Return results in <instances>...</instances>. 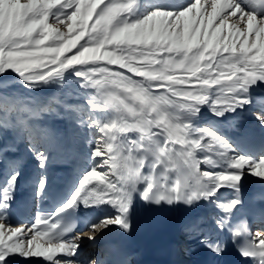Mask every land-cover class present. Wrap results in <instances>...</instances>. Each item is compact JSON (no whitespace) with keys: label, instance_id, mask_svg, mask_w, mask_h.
Returning a JSON list of instances; mask_svg holds the SVG:
<instances>
[{"label":"snow or ice","instance_id":"6c2138e0","mask_svg":"<svg viewBox=\"0 0 264 264\" xmlns=\"http://www.w3.org/2000/svg\"><path fill=\"white\" fill-rule=\"evenodd\" d=\"M244 118L264 133V0H0V264H104L84 237L129 233L138 200L210 209L186 235L264 264V188L243 196L249 176L264 186V135H230ZM21 145L51 207L15 226ZM77 151L82 170L52 198L53 156Z\"/></svg>","mask_w":264,"mask_h":264},{"label":"bare ground","instance_id":"6f19581e","mask_svg":"<svg viewBox=\"0 0 264 264\" xmlns=\"http://www.w3.org/2000/svg\"><path fill=\"white\" fill-rule=\"evenodd\" d=\"M252 126H255V124L252 123L249 118L241 119L236 129L229 128V134L233 135L234 137L246 136L248 130H250ZM256 129L258 132H261V130L258 127H256ZM20 152L24 158L25 163L22 169V176L20 178L19 184L16 189L15 200L17 196H20L25 192L30 191V194L32 195L34 181L36 175L39 172V169L36 167L35 161H33L30 157L26 156V152L24 151L23 145H21ZM76 160L79 161L78 165L75 164ZM82 168L83 167L81 165V161L76 152L70 156L64 154H55L45 173V175L48 178V185L52 184L49 187V193H51L53 197H58L64 194L71 186L72 182L76 179L78 173L82 170ZM62 173L69 174L70 178L68 179L65 188L60 190L58 176ZM258 181L259 180L255 177H250V176L247 177L246 181L244 182L243 191L247 190L251 185H253ZM32 203L37 204L38 201L32 199ZM37 210H38L37 207H35L34 211ZM181 210H183L184 213H190L192 216L204 215L211 211L210 209L201 208L198 209L196 212H190L187 209L183 208L182 206L170 207L167 205L164 206L148 205L143 201L138 200L136 202L135 208L132 213V223L135 220H147L152 222L165 213H171L172 217L169 220L172 221L174 227L177 228L179 224L178 216ZM34 218L35 217L32 218V221L34 220ZM29 223L31 222L26 221V222H20L15 225L21 226L23 224H29ZM119 230L121 229H119L118 226L113 225L110 226V230H104V232L114 233V232H118ZM84 231H87V228ZM127 234L130 235V233ZM84 240H85V244L82 255L86 257L89 254H93L99 257V252L91 248L92 243L88 242L86 237H84ZM10 259H13V264H46V262H44L42 258H37V257L23 258L17 255L14 258H10Z\"/></svg>","mask_w":264,"mask_h":264},{"label":"rangeland","instance_id":"374dc122","mask_svg":"<svg viewBox=\"0 0 264 264\" xmlns=\"http://www.w3.org/2000/svg\"><path fill=\"white\" fill-rule=\"evenodd\" d=\"M73 51H75V50H73ZM67 55H71V53H67ZM60 93H61V90L58 88V86H52V87H48V88L43 89L41 94L44 96H54V95H60ZM71 102L75 103L76 101L73 100ZM85 148H86V145H85ZM76 153L79 156V159L81 161V165L83 167V158H82L81 152L77 151ZM26 156L30 157V155H28L27 153H26Z\"/></svg>","mask_w":264,"mask_h":264}]
</instances>
